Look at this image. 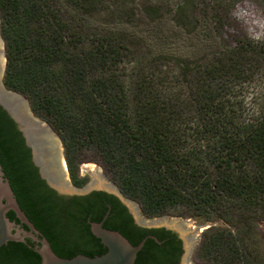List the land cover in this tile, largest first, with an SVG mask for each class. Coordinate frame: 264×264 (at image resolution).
I'll return each mask as SVG.
<instances>
[{"label":"trees","instance_id":"1","mask_svg":"<svg viewBox=\"0 0 264 264\" xmlns=\"http://www.w3.org/2000/svg\"><path fill=\"white\" fill-rule=\"evenodd\" d=\"M127 2L0 0L5 86L24 95L59 134L76 187L86 183L79 167L82 154L92 150L147 217L182 210L222 220L227 228L203 234V259L264 264L263 248L254 251L251 241L252 223L264 222V101L257 118L243 122L226 93L248 79L246 67L253 60L247 55L258 56L254 45L180 68L171 86L155 59L119 69L135 54L137 39L128 28L135 15ZM106 16L110 24L103 21ZM0 164L21 209L58 256L107 251L90 221H103L133 245L141 242L128 230L132 220L114 197L96 192L64 205L40 178L30 149L1 106ZM8 217L19 222L12 211ZM0 264H41V256L31 239L8 242L0 248ZM135 264H174V259L166 246L148 239Z\"/></svg>","mask_w":264,"mask_h":264},{"label":"rangeland","instance_id":"2","mask_svg":"<svg viewBox=\"0 0 264 264\" xmlns=\"http://www.w3.org/2000/svg\"><path fill=\"white\" fill-rule=\"evenodd\" d=\"M127 1L126 7L135 15L133 26L128 28L136 34L137 39L133 41L135 47L131 48L132 53L135 54H130L129 58L125 57L127 59L123 60L119 69L125 68L130 71L141 62V58L145 59L143 63H148L150 58L155 59L156 69L165 72L162 77H168L166 81L170 82L171 86L176 83L175 76L180 72V68L189 66L195 68L208 63V61H219L221 57L227 54L231 55L240 46L251 43L258 56L247 55L248 60H253L252 65L249 63L246 67L250 70L248 79L241 84L233 83L226 93L227 99L233 103V109L240 115L243 122L257 118L258 110L263 106L264 101V0ZM103 21L111 23L107 16L103 18ZM4 51L6 58L5 42ZM243 54L246 55V52ZM257 57L259 60L255 61ZM41 119L50 124L46 119ZM55 133L60 137L56 130ZM82 159L81 164L92 163L99 166L109 181L117 187L122 197L135 202L142 211V207L137 201L128 198L121 192L99 157L92 150H86L82 154ZM82 178H86V183L83 186L85 187L91 181V177L87 174ZM143 215L146 219L154 218L147 217L144 213ZM162 216L191 218L195 220L194 226L220 223L227 227L222 220L217 218L207 221L200 217H190L182 210L172 211ZM259 222L252 223L254 230L251 232L254 236H251V241L254 244V251L259 247L264 250V230L259 226ZM210 228L224 229L217 226L208 227L202 231L198 246L201 245L204 232ZM235 228L233 227L232 230L234 231ZM199 250L200 247H197L193 262L213 264L212 261L203 259Z\"/></svg>","mask_w":264,"mask_h":264},{"label":"water","instance_id":"3","mask_svg":"<svg viewBox=\"0 0 264 264\" xmlns=\"http://www.w3.org/2000/svg\"><path fill=\"white\" fill-rule=\"evenodd\" d=\"M6 62L4 41L0 30V106L14 121L26 147L30 149L32 163L38 169L40 178L60 196H84L93 190H105L113 193L132 210L138 220V216L134 212V205L139 209L140 207L135 202L122 197L117 187L109 181L99 166L92 163L81 164L79 167L80 177L88 174L91 177V181L83 188L76 187L72 183L63 154L64 149L62 148L61 138L56 135L54 128L50 124L34 114L29 100L24 95L11 91L5 86ZM108 183L115 187L114 190L108 189ZM11 211L14 212L19 222L8 217ZM152 219H168L173 224L182 220L188 229L196 227L198 245L202 231L208 227L227 228L220 223L194 226L195 220L191 218L181 219L161 216L148 220ZM89 224L92 234L101 241L107 251L94 257L84 254H79L73 258L58 256L53 251L50 242L35 228L21 209L10 181L6 178L0 164V248L8 242H26V239H31L35 243V251L41 256V264H135L138 253L143 249L146 239L137 245H133L120 232L105 228L103 221H90ZM258 224L264 230V222H259ZM163 225L165 223L156 224L154 227ZM180 231L183 234L185 233L183 230ZM152 238L157 240L155 237Z\"/></svg>","mask_w":264,"mask_h":264},{"label":"flooded vegetation","instance_id":"4","mask_svg":"<svg viewBox=\"0 0 264 264\" xmlns=\"http://www.w3.org/2000/svg\"><path fill=\"white\" fill-rule=\"evenodd\" d=\"M108 186V189L110 190H114L115 188L110 183H108ZM96 192L104 193L107 196L116 198L120 205L126 209L127 215L132 220L131 223L133 226L127 228L133 236H136V238L140 236L142 240L151 239L158 247L166 246L170 251V257L174 259V264H195L194 262H192V256H195V254L197 253L198 246V232L196 227H191L190 229H188L186 227V224L182 220H180L176 224H173L168 219H152L149 221L144 217L140 209L136 205H134V212L138 216L137 220L132 210L117 195L105 190H93L89 194L84 196L75 195L69 197L60 196L57 192L55 193L57 197L61 199L64 205L71 206V204L76 199L89 197ZM161 223H165V225L161 227H154V225ZM180 230H183L185 233L183 234ZM152 237H155L157 240L153 239Z\"/></svg>","mask_w":264,"mask_h":264}]
</instances>
